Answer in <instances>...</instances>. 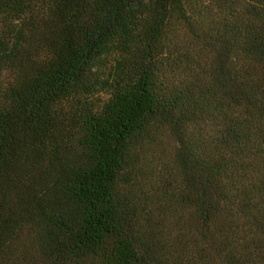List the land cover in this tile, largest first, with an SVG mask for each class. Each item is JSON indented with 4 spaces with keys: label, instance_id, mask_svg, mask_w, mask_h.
I'll use <instances>...</instances> for the list:
<instances>
[{
    "label": "trees",
    "instance_id": "16d2710c",
    "mask_svg": "<svg viewBox=\"0 0 264 264\" xmlns=\"http://www.w3.org/2000/svg\"><path fill=\"white\" fill-rule=\"evenodd\" d=\"M0 264H264V0H0Z\"/></svg>",
    "mask_w": 264,
    "mask_h": 264
}]
</instances>
